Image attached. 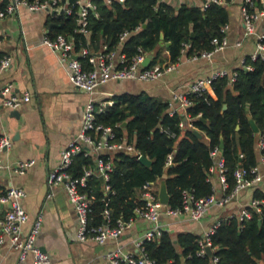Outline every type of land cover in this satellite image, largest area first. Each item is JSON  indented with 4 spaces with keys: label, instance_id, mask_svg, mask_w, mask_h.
Wrapping results in <instances>:
<instances>
[{
    "label": "trees",
    "instance_id": "trees-1",
    "mask_svg": "<svg viewBox=\"0 0 264 264\" xmlns=\"http://www.w3.org/2000/svg\"><path fill=\"white\" fill-rule=\"evenodd\" d=\"M63 1H67L69 13L45 12L48 38L62 34L72 42L74 50L87 45L96 51L101 44L111 50L119 45L126 58L140 47L153 55L152 61L163 48L168 52L167 59L174 61L185 42L188 43L187 54L210 49V40L221 36L220 26L229 20L228 0L224 4L210 3L204 9L186 1L174 7L158 0H90L96 14L88 10V33L84 35L75 30L78 10L75 0H59L58 3ZM254 1L258 4V0ZM6 2L1 0L0 9ZM123 31L129 34L119 40ZM3 55L0 52V58ZM79 59L86 66L85 59ZM245 61L252 69L235 67L234 81L219 77L211 81L207 92L189 95L192 103L186 107V113L192 119L191 125L202 131L206 140L203 136L197 137L191 127L178 128L181 116L167 114L166 101L144 90L110 96L112 104L95 115V122L111 126L117 137L124 134L150 162L145 164L134 154L114 152L107 193H104L99 177H87L83 190L91 199L87 213L90 225L102 222L105 201L111 223L118 217L127 221L133 215V207L140 202L138 188L143 182L156 178L164 180L167 204L171 207L179 205L184 188L192 189L196 196L210 194L211 183L206 177L211 164L208 151L213 145L220 148L229 187L233 184L231 173L234 168L249 169L256 165L255 141L260 137L264 139V58L248 60L246 57ZM198 113L200 115L196 117ZM249 119L255 123L256 133L251 129ZM122 121H125L124 125H121ZM159 125L169 126L175 136L169 137L159 131ZM260 152L264 157V148ZM168 153H171V163L164 165ZM92 160L91 155L78 152L67 170L72 175H79L83 166L92 165ZM253 198L264 199V193L254 189ZM259 206V211L246 207L247 218L238 219L236 215L220 218L208 236L211 255L197 253L201 236L189 231L177 232L172 237L167 230H162L156 239L143 242L144 249L156 264H264V201Z\"/></svg>",
    "mask_w": 264,
    "mask_h": 264
},
{
    "label": "built area",
    "instance_id": "built-area-1",
    "mask_svg": "<svg viewBox=\"0 0 264 264\" xmlns=\"http://www.w3.org/2000/svg\"><path fill=\"white\" fill-rule=\"evenodd\" d=\"M59 0H8L2 9H0V17L16 11L19 5L24 6L32 12L50 10L70 12V7L67 1L58 3ZM108 2L109 0H105ZM122 1V0H118ZM166 1V0H158ZM197 5L204 9L210 3L224 4L225 0H194ZM228 0L226 3H230ZM78 5L77 10V27L76 31L86 35V16L88 10H95L94 4L90 0H75ZM239 12L241 17L242 29L240 36L229 41L226 32L228 22L220 26V37H213L210 40L211 48L208 50L196 51L187 54L186 48L188 43H182L179 55L174 61L164 58H156L154 61L150 58L146 65L142 62L146 56V52L140 47H137L136 53L129 58H126L124 53H121L117 60L113 59V50H106V45L101 44L100 48L93 51L89 46L84 45L77 50L73 49V44L64 35L57 34L53 38L45 36L42 43L47 45L57 57L60 64L65 65L67 79L70 85L78 90L91 92L100 84L107 81L118 80H135L138 82H152L165 74H168L176 69L181 62L197 61L200 59L211 60L213 55L226 47H239L245 39L252 37V49L246 55L240 58L239 67L246 70L252 69L248 60L264 58V28L258 30L257 26L260 20L264 19V0H258V4L254 0H240ZM94 14L95 11H94ZM136 27L135 29H137ZM129 34L128 31H123L119 34V40H123ZM79 57L84 58L86 66L82 64ZM10 57L3 55L0 58V71L9 65ZM226 77L228 82L235 79L234 68L228 70L226 68L213 69L208 75L196 78L187 83L181 91H171L169 98L166 100V113L169 115L178 114L181 119L177 122L178 128L184 126L193 127L191 125V117L186 113V107L191 105L189 95L191 93L201 95L207 92L210 83L213 79ZM2 96L0 106H5L9 109L17 108L23 101L28 100L29 93L21 94L12 93L10 84L6 83L0 89ZM112 104L111 99H103L97 102L91 96L87 99L82 108L81 124L75 136L64 146L58 156V161L54 167L49 169L45 176V182L48 188L62 184L67 195L68 201L71 203L76 216V238L77 240L93 241L101 244L108 239H117L123 229L135 217H140L149 222V226L136 238L133 242L137 252H123L119 248L108 252L106 259L108 264H156L150 258L145 249L143 242L145 240H153L160 236L163 228L160 222L161 216H177L184 215L189 220H199L214 204L225 205L230 200L237 197L243 189L254 185L261 177L258 167L255 165L249 169L237 166L232 170L231 176L233 184L229 187L225 178L226 166L217 145H213L208 154L211 159V164L208 167L209 173L214 171L221 183L222 192L215 195L213 191L206 196H196L192 189L184 188L181 190V198L179 205L175 207L169 206L159 201L156 182L159 178L152 181H145L141 184L137 191V197L140 202L133 207V215L127 221L121 218H116L111 223L107 202H104L105 207L102 210L103 220L98 225H90L88 223L87 213L91 202L90 197L83 190L86 186V179L90 175L101 177V185L104 193L109 191L107 183L108 173L112 169V154L114 152H125L134 154L137 158L141 153L134 147L133 141L128 140L124 134L120 137L116 136L115 131L109 125L95 122V115L104 110L108 105ZM199 113L196 117H199ZM159 131L169 137L175 136V131L169 126L159 125ZM10 143L9 137L6 134L0 135V152L3 151ZM257 145L261 151L264 148V139L258 138ZM82 152L83 155H91L92 165L82 167V172L79 175H72L68 172V166L72 162L73 156ZM33 163V159L18 160L13 168L14 171L22 173L24 169ZM171 163V153H168L165 158L164 165ZM8 164L4 163L0 158V170L8 168ZM25 191L21 187L12 185L5 189H0V207L4 203L9 206L3 211L0 216V244L4 241L17 251L16 264H20L26 254L30 253L34 264H48L49 257L47 253L41 251L35 243V237L41 224L40 214L31 222L27 231L23 232V225L28 220V214L21 205L20 199L24 196ZM264 199L252 198L248 206L241 207L237 217L238 219L249 217V211L246 207H251L255 211H259V204ZM231 216V215H230ZM226 216V217H230ZM220 219L215 220L198 241V254L204 253V246L209 245V234L212 233L218 225ZM216 258H213V261Z\"/></svg>",
    "mask_w": 264,
    "mask_h": 264
},
{
    "label": "crops",
    "instance_id": "crops-1",
    "mask_svg": "<svg viewBox=\"0 0 264 264\" xmlns=\"http://www.w3.org/2000/svg\"><path fill=\"white\" fill-rule=\"evenodd\" d=\"M183 1L197 4L194 0H166L174 7ZM239 2L240 0H232L227 4L231 13L228 12L226 32L229 41L236 40L241 33ZM45 17V12H32L22 5L16 11L0 17V52L10 57L9 65L0 71V89L8 83L12 93H29L28 100L15 109L0 106V135L6 134L10 140L9 145L0 152L1 160L9 166L0 170V189L12 185L25 191L20 199L28 214V220L22 227L24 233L40 214L41 224L35 243L41 251L47 253L48 264H108L105 256L115 248L123 252H137L133 242L149 226V222L135 217L117 239H108L101 244L81 242L76 238V216L63 185L48 188L45 182L46 173L56 165L60 150L80 127L83 105L91 96L99 102L110 99L115 93H135L139 90L166 101L171 91L183 90L187 83L208 75L213 69L223 67L232 70L238 67L240 58L252 49V37L245 39L239 47L222 49L209 61L200 59L181 62L175 70L155 81H107L89 94L70 85L65 65L60 64L56 54L42 43L46 36ZM263 28L264 19L257 26L258 30ZM238 49H243L241 56L235 51ZM112 50L116 61L122 53L120 46H115ZM149 54L153 59V55ZM156 58L167 59V50L163 48ZM1 98L0 94V100ZM200 132L206 140V136ZM257 141L258 138L254 146L256 166L261 177L254 185L240 191L236 198L225 205H212L196 221L189 220L184 215H163L160 217L163 230H167L172 237L180 231L201 236L215 220L230 215L237 216L241 207L249 205L254 189L264 193V157ZM24 159H33V163L22 173L14 171L16 162ZM208 181L213 193L219 195L222 192L221 183L214 171L209 173ZM159 183L160 179L156 182L157 191ZM8 206V203L1 205L0 216ZM16 261L17 251L7 241L1 243L0 264H16ZM20 264H34L30 253L26 254Z\"/></svg>",
    "mask_w": 264,
    "mask_h": 264
},
{
    "label": "water",
    "instance_id": "water-1",
    "mask_svg": "<svg viewBox=\"0 0 264 264\" xmlns=\"http://www.w3.org/2000/svg\"><path fill=\"white\" fill-rule=\"evenodd\" d=\"M159 38L161 39L162 38V34L160 33L159 34ZM159 43H161V40H159ZM169 42H166L165 45H168ZM149 58H150V54L148 53L145 57H144V60L142 62L143 65H146L148 62H149ZM225 105L223 104L222 105V108H224ZM202 121H205L204 118H200ZM249 124L251 126V129L253 132H257V127L255 125V123L253 122L252 119H249ZM125 124V121H122L121 125H124ZM193 133L196 134L197 137H201V132L198 131L197 129H193ZM139 160L145 164H148L150 162V160L141 155L139 156ZM162 177H165V174L162 175ZM99 180H101V177L99 176ZM158 198H159V201L166 204L167 201H168V194H167V191H166V188H165V183H164V180L161 179L160 180V183H159V188H158ZM204 252L207 253L208 255H211L212 251H211V247L209 245H205L204 246Z\"/></svg>",
    "mask_w": 264,
    "mask_h": 264
},
{
    "label": "rangeland",
    "instance_id": "rangeland-1",
    "mask_svg": "<svg viewBox=\"0 0 264 264\" xmlns=\"http://www.w3.org/2000/svg\"><path fill=\"white\" fill-rule=\"evenodd\" d=\"M228 12H229V14H231V13H230V10H228ZM242 50H243V49H238V50H235V51H237V52H238V56H239L240 54H242ZM240 56H241V55H240Z\"/></svg>",
    "mask_w": 264,
    "mask_h": 264
}]
</instances>
